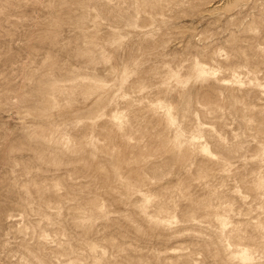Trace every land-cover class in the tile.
<instances>
[{
    "label": "rangeland",
    "instance_id": "374dc122",
    "mask_svg": "<svg viewBox=\"0 0 264 264\" xmlns=\"http://www.w3.org/2000/svg\"><path fill=\"white\" fill-rule=\"evenodd\" d=\"M0 264H264V0H0Z\"/></svg>",
    "mask_w": 264,
    "mask_h": 264
}]
</instances>
